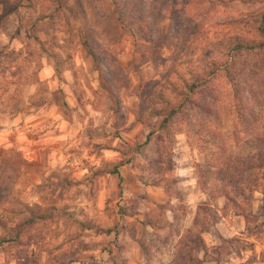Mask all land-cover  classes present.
Wrapping results in <instances>:
<instances>
[{
    "label": "rangeland",
    "instance_id": "374dc122",
    "mask_svg": "<svg viewBox=\"0 0 264 264\" xmlns=\"http://www.w3.org/2000/svg\"><path fill=\"white\" fill-rule=\"evenodd\" d=\"M0 16V111L36 116L58 154L14 190L23 161L2 153L4 264H264V184L236 220L206 164L264 133V57L230 50L264 43V0H0ZM218 66L223 110L160 130L154 112Z\"/></svg>",
    "mask_w": 264,
    "mask_h": 264
},
{
    "label": "trees",
    "instance_id": "16d2710c",
    "mask_svg": "<svg viewBox=\"0 0 264 264\" xmlns=\"http://www.w3.org/2000/svg\"><path fill=\"white\" fill-rule=\"evenodd\" d=\"M0 16V20H1ZM264 20V16L262 17ZM263 31H259L260 34ZM231 51L241 54L255 55L262 59L264 57V43L255 41L239 40L232 42ZM89 55L94 57L93 53ZM213 67L215 63L211 64ZM209 68V66H208ZM223 72V71H222ZM221 73L220 66L214 69L194 71L190 74L189 80L183 82L184 91L181 92L183 98L176 94V103L172 106L158 109L154 112L155 120H160L159 128L168 134L169 125L179 116L183 115L184 110H200L206 115H210L211 111L222 109V101L217 102V91L215 90V76ZM225 73V72H224ZM229 77L230 74L226 73ZM229 90L227 100L231 104L228 109V117L239 125L244 124L243 100L238 94L239 87L235 78H229L227 82ZM223 110V109H222ZM210 111V112H209ZM231 138L236 141L235 152L229 151L225 143L220 142V157L214 161L207 163L215 175V179L221 185L222 194L226 204L236 208V217L246 219L244 209L249 206L252 194L256 189L264 184V133L250 135L242 146L237 145L236 133L230 134ZM233 148V147H232ZM117 174L113 172L112 175Z\"/></svg>",
    "mask_w": 264,
    "mask_h": 264
},
{
    "label": "crops",
    "instance_id": "0c3cea01",
    "mask_svg": "<svg viewBox=\"0 0 264 264\" xmlns=\"http://www.w3.org/2000/svg\"><path fill=\"white\" fill-rule=\"evenodd\" d=\"M36 120V116L31 114L13 115L9 108H3L0 111V158L2 153L15 150L23 161L14 190H23L29 180L35 182L40 174L41 163L46 166L45 171L48 173L57 163L58 154L54 140L39 135L31 138L38 133L36 130H39L36 127L39 122ZM235 219L239 220L238 217Z\"/></svg>",
    "mask_w": 264,
    "mask_h": 264
},
{
    "label": "clouds",
    "instance_id": "9594fccd",
    "mask_svg": "<svg viewBox=\"0 0 264 264\" xmlns=\"http://www.w3.org/2000/svg\"><path fill=\"white\" fill-rule=\"evenodd\" d=\"M0 264H4V260L0 258Z\"/></svg>",
    "mask_w": 264,
    "mask_h": 264
}]
</instances>
